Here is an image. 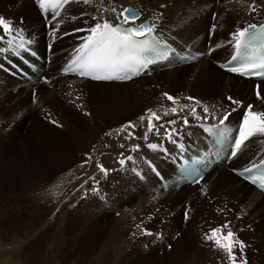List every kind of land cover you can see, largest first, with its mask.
Masks as SVG:
<instances>
[{"label": "bare ground", "instance_id": "bare-ground-1", "mask_svg": "<svg viewBox=\"0 0 264 264\" xmlns=\"http://www.w3.org/2000/svg\"><path fill=\"white\" fill-rule=\"evenodd\" d=\"M35 2L36 0H0V16L13 22V35L16 34V30H21L23 39L25 41H31V44L28 45L33 46L43 57L49 56L50 54L52 55L51 58H48L52 60L51 66L47 64L42 66L44 69L43 75L46 72L60 71L63 64L74 54L73 50L82 43L80 37L87 34L86 32H76L75 30L92 26L96 22L92 17L101 15V11L98 9L115 6L119 11L130 5V7L134 9H139L138 5H132L128 0H90L88 4H84L82 0H76L71 6H66L67 11L62 12V19L59 21L60 28L56 31V36L59 37L61 35V37L56 39L55 42L50 35L52 31L50 23L54 24L56 21H49V19L42 14ZM134 3L136 2L134 1ZM140 11L142 18L137 24L146 19H150V24H155L154 33L160 41L172 44L179 50L185 51L184 53L198 52L204 53L205 57H209L208 62L205 61L204 67H202L199 72H193L194 69L192 70L197 63L196 61L189 65L179 66L178 69L173 70L177 73L176 76L173 74V76L168 77L166 82L168 88L178 91L173 94L178 98L176 105L170 104L163 99H160V102H153L154 97L156 98L159 95V87L164 85L159 84V82L166 77V72L163 70L167 68L169 64L175 66V62H172V60L152 70L151 84L145 81L147 72L143 74V76L125 83H97L59 75L56 77L55 81L51 79L47 82L40 81V76H36L37 82L33 84L27 80L21 81L11 76L12 73H17L18 70L23 68L22 58L27 57L23 51L15 50V45L20 42L19 38L14 41L13 51L0 53V67L4 66V63L10 66L9 69H4L7 75L0 70V94L8 93L17 97L24 96V98H28V96L37 95V92H43L52 86V90L55 93L70 94V92H72L71 96H66L68 97L67 99L64 98L63 101L59 99V105L63 106L62 110L66 117V120H64L61 125L65 135L73 137L78 141L79 150L82 152V156L86 157L77 161L75 166H78V171L80 173H86V175L92 179L96 178L95 174L98 169V164L104 163L109 166L110 169H115L118 167H116V165H118V158L120 155L124 152L126 153L128 150H132V148L135 149L136 146L139 145L137 150H133L136 159L133 169L142 168L145 181L142 179L140 180L135 174L130 173L129 178L131 183L136 186L135 191H157L161 193L163 197H168V200L164 202L167 206L168 204H172V206L175 204L179 205L184 199L188 198L193 213V217L189 222L190 230H187V237L191 238V245L188 247L186 239H180L173 260L168 264H230L227 256L222 251L215 249L211 242L204 240L201 245H197L201 234L209 232L211 229L226 223L230 224L232 231L236 232L242 241H245L247 247L244 249V254L248 264H264V195L245 182L240 181L232 173V170H234L232 167H236V170H240L264 157V137L256 136L246 142L245 146L242 147L241 151L230 164L217 167L215 171L217 175L212 181H208V179L213 173L209 174L195 187L177 189L176 186H173L175 181L171 176L175 172L172 161L174 159L177 160L180 154H198L206 147L205 137L199 130V124H219V119L222 115L225 112H230L231 115L228 120V126L231 128L233 126L236 127V125L239 126L242 122V116L243 112L246 110V105L252 104L253 110L264 111V101L256 98V83L261 86V95L264 96V81H246L210 65V60L219 59L216 60L217 62L227 60L234 51V42L229 44L228 41H224L221 44L212 43L211 47L214 49L213 53H210L209 56L206 51V46L208 37L211 35L207 33L206 29L205 31H201V27L205 21L200 25L194 22V24L186 26L185 28H181V26L174 24L165 26L166 23H164V20L166 18H163L162 22H159L157 20L158 16L156 17L153 13H146L144 10ZM104 15L109 19H114V14L110 12H105ZM162 26H165V28H162ZM230 27L225 26V28H223L221 32L222 37L219 35L212 37L215 39V42H218L220 39L225 40L223 37L227 36V32L229 33L230 31H228V29H231ZM65 33H68V35H65ZM0 34H2V29H0ZM9 38L0 42V48H8L7 39ZM47 41L51 43L50 52L46 49ZM3 59H5L4 63ZM151 76L149 78H151ZM226 77H229L230 83L228 85L224 84ZM78 84L81 85L78 86ZM219 93H224V98H221L222 100H215L219 96ZM191 96L194 100L187 99L189 103L184 101ZM228 97H232L241 103L239 106L237 104H232L229 102ZM195 100L200 101V103L196 104L194 102ZM15 103L17 102L15 101ZM183 105L195 107L197 115L204 117V119H197L189 115L188 108H185L184 111H180ZM72 106L73 108H71ZM171 107H177L179 114L173 115L169 113V115L164 116L159 123L164 124L167 129L177 130L173 133L172 140H169L164 134L165 128L160 129L159 135H157L156 132L149 133L148 139L145 140L143 137L144 133L147 132V121L145 120L142 124L139 118L145 115L148 109H152L163 116L164 111ZM205 107L208 109L207 113L204 112ZM116 109L120 110L119 117L121 116V111H123L125 117L121 119L123 122L113 126L116 130L111 132V135H107L110 132L106 126L103 127L100 119H102L104 114L105 116H109L116 112ZM186 115L189 121L188 124L196 126L195 130L190 135L187 134L188 131L186 129L188 124H183V117ZM171 119H175L177 123L169 126L167 121ZM129 122L135 124L136 127L134 129L129 128L125 132L117 131L122 125H126ZM95 128H97L98 131L102 130V132H107L103 141L101 139L98 145L94 147L93 145L88 146L85 141L86 138L83 135H79V132L91 131ZM73 130H75L76 133ZM128 132L134 133L135 138L126 139L125 137ZM175 140L184 144V152L179 151L175 147L173 142ZM149 144H156L158 147L150 148L148 146ZM121 145H123V147H121ZM121 150L122 153L120 152ZM28 153L31 157L30 150H28ZM166 153H168L167 156ZM114 156L116 159H114ZM89 157H91V159H89ZM85 161H87V163H85ZM1 164L2 166L0 167L2 168L7 165L4 161L1 162L0 165ZM16 167L20 168L21 165H16ZM152 169H160L165 176L170 179L172 189L167 193L157 190L159 181L153 176ZM116 176L118 177H116L117 179L113 176H111L110 179L113 182L121 180V182L123 181L124 183L125 174L123 176L118 173ZM78 185L76 186L78 187ZM126 189L127 186L125 183L124 186L106 188V198L108 199L106 205L108 204V206H110L112 204L118 209L122 204L124 194L127 192L125 191ZM190 191L193 194H190ZM85 205L87 207V214H95L92 213V210L100 209L102 206L106 208L104 205L99 206L96 199L87 200ZM103 207L102 211H99L100 217L106 219L109 211H104ZM61 213L63 214V212ZM173 217L175 218L173 224H176L181 218V215L173 214ZM57 218L56 220L58 221ZM75 220L77 219L73 215L68 218L67 228L71 231L73 230V226L75 228ZM172 227H174V225ZM123 233L124 232L120 229L112 232L111 236L108 238L109 240L106 241L104 248L101 250V256L107 254L110 250L113 251L115 248L119 249V247H122L120 243L117 245L116 240H121ZM72 236L70 232L64 233L65 242L62 241L63 245L69 246V242H72L70 239ZM111 241L114 242V245L111 244ZM120 242L122 243V241ZM78 247V252H87L91 246L89 242L86 245L85 243L83 245L81 242V244H78ZM121 252H123V250ZM19 253V251L15 250L8 252V255H5L6 257L8 256V264H12L13 259L19 257ZM62 253L66 258H69L71 255L70 251L67 253L62 251ZM91 253L93 252L91 251ZM87 255L88 254H86V256ZM125 260L124 262H126ZM96 261L99 264L101 259H97ZM84 264L89 263L85 261Z\"/></svg>", "mask_w": 264, "mask_h": 264}, {"label": "rangeland", "instance_id": "rangeland-1", "mask_svg": "<svg viewBox=\"0 0 264 264\" xmlns=\"http://www.w3.org/2000/svg\"><path fill=\"white\" fill-rule=\"evenodd\" d=\"M128 1L132 5H138L140 10L158 16L157 20L159 22L166 18L164 20L165 26L174 24L185 28L194 24V22L200 25L205 21L201 31L206 29L207 33L211 35L208 37L206 46V51L211 50V54L214 49L211 47L212 43L221 44L228 41L229 44L232 42L230 41L231 34L236 32L238 28L242 29L252 21H259L256 24L264 22V0ZM253 5H255L254 12L252 11ZM165 26H162V28H165ZM225 26L231 28L228 29L230 31L227 32V36L223 37L225 40L220 39L215 42L212 37L215 35L222 37L221 32ZM47 46L46 49L49 51ZM49 56H47V59L51 58L52 55ZM208 59L209 57L206 56L197 60L192 68V70L194 69L193 72H199L204 67L205 61L208 62ZM49 60L50 62L47 65L51 66L52 60ZM216 60H210V65L214 68H218ZM9 68L10 66L4 63L0 70L7 75L4 69ZM178 68L179 66H172L163 70L166 72V77L159 84L164 85L159 87V95L156 98L154 97L153 102H160V99H163L172 104L164 94L167 93L176 97L173 94L178 91L169 89L166 82L168 77L173 76V74L176 76L177 73L173 70ZM59 75H61L59 70L46 72L40 81L47 82L51 79L55 81ZM150 76L151 73L145 77L148 84L152 83V76L149 78ZM229 83V77H226L224 84L228 85ZM80 85L78 84V86ZM52 89L53 86L44 91L42 90L43 92H37V95L28 96V98H24V96L17 97L8 93L0 94V163L4 161L7 164L4 168L0 167V260H2L0 264H8V256L5 255L14 250L20 253L18 258H12V264H84L85 261L89 264H98L97 259H101L99 264L171 263L178 249L180 239H186L188 247L191 245V238L187 237V230H190L189 222L193 217L191 205L188 202L189 199H184L179 205L172 206V204H168L167 206L164 202L168 200V197H163L157 191H135L136 186L131 183L129 178L130 173L134 174L136 172V169L132 171L136 160L133 148L126 151V153H122L123 149L120 151L122 154L120 153L121 158H118L117 168L110 169L104 163L101 164L108 170L107 174L102 173L99 168L94 179L87 176L86 173H80L78 166H75V164L86 157L82 156L78 141L65 135L61 124L66 120V117L62 110L63 106L59 105V99H62V101L64 98L67 99L66 96H71L72 92L61 94L55 93ZM221 98H224V93H219L215 100H222ZM184 101L188 102L187 98ZM119 112L120 110L116 109V112L109 116H105L103 113L104 115L100 119L103 127L106 126L110 133L116 130L113 127L114 125L123 122L121 119L125 115L121 111L119 117ZM195 128V125L188 124L186 126L187 134H192ZM73 131L76 133L75 130ZM106 132L98 131L95 128L91 131H80L79 135L86 138V140L83 139L88 146L93 145L94 147L98 145L101 139L103 141ZM28 150H30L31 157ZM129 156L132 157L131 160L127 159ZM114 159H116L115 156ZM121 159L126 160L123 167L120 164ZM16 165H21V167L17 168ZM232 168L236 170V167ZM139 170L143 173L142 168ZM118 173L123 176L126 175L124 183L127 186L125 190L127 192L122 198L121 206L116 209L112 204L110 206L106 205L108 199L105 197L107 196L105 189L112 186H124L123 181L113 182L110 179L111 176L117 179L116 175ZM216 175V172H214L210 175L208 181L214 180ZM190 194L193 193L190 191ZM89 199H96L99 206H106L107 209L102 206L104 211H109L106 219L100 217L99 211H102V207L92 210V213H95L96 216L95 214L88 213L90 216L87 214L85 203ZM173 214L181 215L176 224H173L175 220ZM71 215L77 219L74 222L75 228L73 226L72 231L67 228L68 218ZM173 225L174 227H172ZM118 229L124 232L121 240H116L117 245L120 243L122 247L115 248L113 251L110 250L111 253L108 252L101 256V250L104 248L106 241L109 240L108 238L112 232ZM227 231L228 229H224L225 234ZM66 232L73 235L70 237L72 242H69V246L63 245L66 237V234L64 237V233ZM146 232L152 233V235H146ZM206 233L208 232L199 236L198 246L205 240ZM234 233L241 240L239 235L236 232ZM81 242L83 245L89 242L93 253L90 249L87 252H78V244H81ZM111 244L114 245V242L111 241ZM122 250L123 252H121ZM62 251L65 253L70 251L69 258H66ZM86 254L89 256H86Z\"/></svg>", "mask_w": 264, "mask_h": 264}, {"label": "snow or ice", "instance_id": "snow-or-ice-1", "mask_svg": "<svg viewBox=\"0 0 264 264\" xmlns=\"http://www.w3.org/2000/svg\"><path fill=\"white\" fill-rule=\"evenodd\" d=\"M75 2L76 0H36L42 14L49 21H56L54 24L50 23L52 29L50 35L53 40L59 39L55 33L60 28L59 21L62 19V12L67 11L66 6H71ZM82 2L88 4L90 0H82ZM98 10L101 11V15L92 17L96 21L92 26L75 30L76 32H86L87 34L80 37L82 43L73 50L74 54L71 62L64 71L66 73H74L82 78L99 81L130 80L133 76L140 75L142 68L153 63V60L148 59L144 53L149 51L155 52L159 44V41L153 35L155 24L144 22L137 24V21L140 20V13L132 8H123L118 11L115 6H112L111 8ZM252 11H255V5L252 6ZM105 12L114 14V19L107 18L104 15ZM0 29H2L0 42L10 37L7 39L8 48H0V53L13 51V44L17 38L20 40L15 45V50L17 51L27 50L26 44H31L30 40L25 41L23 39L21 30H16V34L13 35V22L2 16H0ZM65 35H68V33H65ZM147 37H151V39ZM231 37L234 41L233 48L235 54L231 57L229 63L234 61H239L240 63L237 67H228L227 70L241 75L264 78V23L246 24L242 29L238 28L236 32L232 33ZM164 95L173 105L177 104L176 97L167 93ZM256 98L264 101L259 84L256 86ZM187 99L194 100L192 97H188ZM228 100L232 104L239 105L241 103L232 97H228ZM194 102L196 104L200 103L198 100ZM185 108L189 109V115L197 119H204V117L197 115L195 107L183 105L180 111H184ZM245 108L242 122L238 126L237 135L234 139V147L231 152L233 157L237 156L242 147L251 138L256 136L264 137V111L253 110L252 104L246 105ZM204 112H208L207 107L204 108ZM169 113L173 115L179 114L177 107L166 109L163 116L152 109H148L147 113L139 118L142 124L145 120L147 121V132L144 133L143 137L145 140L148 139L149 133L156 132L157 135L160 134V129L165 128V126L159 122L164 116H168ZM230 115V112H225L219 119V124L224 125L229 120ZM53 123L55 122L53 121ZM167 123L176 124L177 121L171 119ZM188 123L186 115L183 117V124L187 125ZM135 127V124L129 122L126 125H122L117 131L125 132L129 128L134 129ZM207 130L209 132L213 131L212 128H208ZM175 131L177 130L165 128L164 134L169 140H172ZM218 133L224 136L227 133V129H218ZM107 135H111V133ZM125 138L134 139V133L128 132ZM148 146L150 148L158 147L156 144H149ZM138 148L139 145L133 150H137ZM127 159L131 160L132 157L129 156ZM120 164L123 166L125 160L121 159ZM97 167L102 173L107 174L108 170L103 165L98 164ZM256 172L258 174H252ZM239 175L261 190H264V160L260 164L245 167ZM196 182L199 181L197 180ZM185 215L187 216V213ZM224 229H228L226 234ZM145 234L152 235V233L148 232ZM205 240L211 242L215 249L222 251L227 256L230 264H248L244 254V249L247 245L244 241L238 239L236 234L231 230L230 224L226 223L211 229L205 234Z\"/></svg>", "mask_w": 264, "mask_h": 264}, {"label": "water", "instance_id": "water-1", "mask_svg": "<svg viewBox=\"0 0 264 264\" xmlns=\"http://www.w3.org/2000/svg\"><path fill=\"white\" fill-rule=\"evenodd\" d=\"M129 8H131V7H129ZM133 9V8H132ZM137 11V10H136ZM138 12V11H137Z\"/></svg>", "mask_w": 264, "mask_h": 264}]
</instances>
